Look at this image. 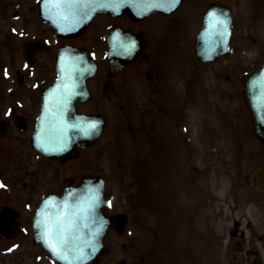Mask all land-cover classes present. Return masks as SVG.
I'll return each instance as SVG.
<instances>
[{
	"label": "rangeland",
	"instance_id": "rangeland-1",
	"mask_svg": "<svg viewBox=\"0 0 264 264\" xmlns=\"http://www.w3.org/2000/svg\"><path fill=\"white\" fill-rule=\"evenodd\" d=\"M223 1L233 8L236 28L230 52L212 64L203 65L194 55L197 22L194 13L188 17L189 10L135 25L149 34V59L129 70L133 84L125 91L133 98L107 112L119 127H106L101 142L86 152L47 164L14 130L6 134L7 145L0 148L6 158L0 206L20 212L21 231L0 240V264H55L35 246L31 216L65 177L87 172L104 178L108 213L129 216L121 232L109 233L105 252L92 264H240V255L230 253L240 237H230L235 229L247 236L248 264L263 258L258 237L264 192L256 187L255 175L264 153L242 88L245 74L259 61L261 26L253 20L250 27L244 14L252 0ZM148 66L156 76L152 84L142 73ZM1 68L0 62V87ZM6 104L0 92V119L7 116ZM175 117L180 127L173 126Z\"/></svg>",
	"mask_w": 264,
	"mask_h": 264
},
{
	"label": "water",
	"instance_id": "water-1",
	"mask_svg": "<svg viewBox=\"0 0 264 264\" xmlns=\"http://www.w3.org/2000/svg\"><path fill=\"white\" fill-rule=\"evenodd\" d=\"M181 1L173 3V0H94V2L75 0L74 3L81 7L72 10L71 32L86 26L99 12L113 16L129 12L136 20H141L152 14L169 15ZM101 4L106 6L101 7ZM212 13L215 14L216 20L224 23H216L213 26L209 18ZM230 26L228 10L217 7L207 10L203 19V29L195 45V54L201 62H212L227 52ZM59 27H62V21ZM107 43V60L112 70L123 69L147 48L143 34L124 33L118 30L110 34ZM129 44L135 45L130 54L125 52L123 47ZM90 63L85 53L69 49L60 53L57 62L59 78L43 93L42 112L37 130L32 137V144L35 147L38 143L47 144L43 152L48 157L61 159L72 150L74 146L72 143L63 144L67 141L64 135L67 130H70V133L79 131L75 140L81 147H86L99 136L103 128L67 127L66 118L74 117L72 116L74 102L83 100L81 95L86 91L84 82L96 69ZM148 80L151 82L150 77ZM244 89L255 132L264 138V66L247 77ZM98 124L102 126L101 119ZM257 184L264 189V169L257 174ZM106 207L104 184L98 179L83 178L77 186L66 188L59 195H49L41 202L32 218L35 243L60 264H88L103 251L107 232L110 229L120 230L126 223L125 217L121 215L106 218L104 215ZM16 217L17 213L13 209L8 207L0 209L1 238H7L17 232ZM38 221L41 223L38 224ZM234 250L242 251L241 248Z\"/></svg>",
	"mask_w": 264,
	"mask_h": 264
},
{
	"label": "flooded vegetation",
	"instance_id": "flooded-vegetation-1",
	"mask_svg": "<svg viewBox=\"0 0 264 264\" xmlns=\"http://www.w3.org/2000/svg\"><path fill=\"white\" fill-rule=\"evenodd\" d=\"M249 2V13L247 9L248 14H244L249 16L251 24L254 20L253 23L256 24L257 28L258 25L261 26L260 48L256 50L259 61L255 69H258L264 63V0ZM47 5L51 6L50 4ZM216 5L232 9L223 0H185L178 11L189 10L188 17L194 13V20L201 23L205 11ZM45 6L46 4L43 5L42 0H0V53H6L1 54L0 57V62L4 68L0 92L7 103L5 110L8 111L9 116L20 115L24 117L27 127H34V124L30 122L33 121V116H37L39 112L41 92L56 78L55 61L57 53L63 46H72L85 50L97 64L95 76L86 82L88 100L84 103L77 102V114L101 115L105 118V127H119L118 124H111L110 115L107 112L115 105H119L120 100L133 98V92L125 91L133 84V76L129 73V69L142 60L147 61L149 56H141L135 64L125 70L112 71L102 59L103 50L109 33L116 27L142 31L146 35L147 32L144 29L135 28L138 23L129 14H123L117 18L99 14L85 29L76 34L64 33L63 36L45 22L44 18L49 17L43 12L42 8ZM251 24L249 23V26L253 27ZM36 42L40 44V47L31 46ZM26 50H35V54L29 58ZM146 70H150L149 67L144 72ZM172 120L174 127H180L177 117L172 118ZM22 142H27L26 138H23ZM259 142L263 149L264 140L260 139ZM81 151L76 148L74 153L62 163L71 158H76ZM81 163L82 161L79 160L78 165L80 166ZM82 175L84 174L79 173L73 174L74 177L71 175L69 177L76 178ZM261 223L258 241L262 247L264 243V219ZM245 227L251 230L249 223ZM237 235L240 237L236 240L243 241L245 252V238L247 237L245 231L235 229L230 232V237ZM255 254L259 258V253L256 252ZM244 264H248L246 255ZM257 264H264V256L263 258L260 256V261Z\"/></svg>",
	"mask_w": 264,
	"mask_h": 264
},
{
	"label": "snow or ice",
	"instance_id": "snow-or-ice-1",
	"mask_svg": "<svg viewBox=\"0 0 264 264\" xmlns=\"http://www.w3.org/2000/svg\"><path fill=\"white\" fill-rule=\"evenodd\" d=\"M74 2H75V0H72V2L68 3V7H72ZM90 2H94V0H90ZM178 2H179V0H173V3H178ZM53 6L55 7L56 5H53ZM104 6H106V5L101 4V7H104ZM209 18H210V20H212V22H213V26H214L216 23H220V24H223V23H224L223 21H218V20H216V19H215V14H214V13L210 14V17H209ZM123 47H124V51L130 54V53H131V50L135 47V45H134V44H129V45H127V46H123ZM95 127H96L95 124H90V125H88V128H89V129H94ZM37 223L39 224V223H41V222L38 221ZM53 250H55V249H53Z\"/></svg>",
	"mask_w": 264,
	"mask_h": 264
}]
</instances>
